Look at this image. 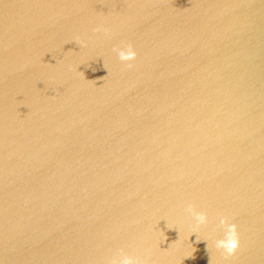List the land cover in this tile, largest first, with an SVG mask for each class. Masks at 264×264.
Here are the masks:
<instances>
[{
    "label": "water",
    "instance_id": "95a60500",
    "mask_svg": "<svg viewBox=\"0 0 264 264\" xmlns=\"http://www.w3.org/2000/svg\"><path fill=\"white\" fill-rule=\"evenodd\" d=\"M120 250L264 264V0H0V264Z\"/></svg>",
    "mask_w": 264,
    "mask_h": 264
},
{
    "label": "clouds",
    "instance_id": "9594fccd",
    "mask_svg": "<svg viewBox=\"0 0 264 264\" xmlns=\"http://www.w3.org/2000/svg\"><path fill=\"white\" fill-rule=\"evenodd\" d=\"M93 31L95 33H103L105 36L110 35L108 29L104 28L103 26H99L93 29ZM74 42L81 48L86 47V44L79 36L74 38ZM114 51L117 53L118 59L121 63L125 64L129 69L133 67V63L137 59V52L135 51L132 44H126L123 48H115ZM81 75H83V73H81ZM186 213L194 220V224L191 226L192 235L197 234L202 227L209 223L207 214L202 211H197L194 205H189L186 209ZM168 227L169 229H173L170 225ZM218 227L223 230L224 236L222 239L216 241L215 248L217 251H220L224 259L227 260L235 256L240 247L237 226L233 223H230L228 218L225 217L220 219ZM165 239H167V237H165ZM200 242L201 240L197 236L196 243ZM194 252L195 248H193V253ZM186 258H194V256L192 255L191 257ZM107 264H147V261L141 260L138 257L133 258L125 254L123 250H120L118 257L112 258L107 262ZM209 264H212L211 259Z\"/></svg>",
    "mask_w": 264,
    "mask_h": 264
}]
</instances>
